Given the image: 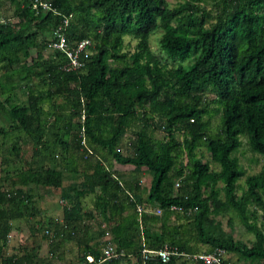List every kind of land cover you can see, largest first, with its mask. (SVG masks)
<instances>
[{
  "label": "trees",
  "instance_id": "16d2710c",
  "mask_svg": "<svg viewBox=\"0 0 264 264\" xmlns=\"http://www.w3.org/2000/svg\"><path fill=\"white\" fill-rule=\"evenodd\" d=\"M6 1L0 264H202L190 254L216 248L231 254L224 264H264V0H0V10ZM64 16L67 44L91 43L78 70H63L65 52L51 47ZM157 29L175 66L150 47ZM241 136L263 158L255 174L245 175L235 155ZM50 189L64 200L60 217L39 206ZM229 210L253 234L248 244L216 220ZM21 224L27 239L48 242V255L27 239L8 253ZM107 233L117 254L109 258ZM164 245L182 255L144 257Z\"/></svg>",
  "mask_w": 264,
  "mask_h": 264
},
{
  "label": "rangeland",
  "instance_id": "374dc122",
  "mask_svg": "<svg viewBox=\"0 0 264 264\" xmlns=\"http://www.w3.org/2000/svg\"><path fill=\"white\" fill-rule=\"evenodd\" d=\"M166 1H167L168 6L172 7V6H175L179 2H182L184 0H166ZM0 12H1V14H4L5 16H10V18L13 19V17H12L13 8L9 6V2L5 3L2 6ZM160 36H161V30L160 29L155 30L151 34V36L149 38L150 47H151L152 51L155 54H157L159 57H161L162 59L163 58L167 59L168 65L175 66L176 64L174 62H172V60L169 59L167 57V55L160 48V45H159ZM125 43L130 44V47H129L130 50L133 49V46L135 44V42L132 40H129V38H125ZM45 53H46V55H48L51 52H50V50H48V52L46 51ZM1 120H2V123L6 122V120H4L2 117H1ZM218 128H219V116H214L211 119V123H210L211 133L212 134L216 133L219 130ZM155 136L161 137L162 132L156 131ZM240 139H241V146L238 149V151L235 153V155L238 157L240 164L245 169V172H246L245 175L255 174V173L260 171L261 166L263 164V158H262V156L255 154V153L250 151L246 137L241 136ZM198 153L203 154L204 160L209 159V154L207 153V151L204 148L199 150ZM113 167L115 169L119 168V166L116 163H113ZM211 167L218 170V166L215 165L214 163H211ZM125 168L128 172H131L129 170L128 166H126ZM130 174H132V172ZM135 175H137V174H135ZM130 176L134 177L132 175H130ZM140 177H141V181H142L143 186H145V188L147 189V187L149 186L150 181H151V175L147 171L144 170L141 172ZM244 180H245V176H243L239 180V184L241 185V189H239L238 193H241L242 187L243 188L245 187ZM176 182H178V181H176ZM219 185H221V183ZM178 186L175 184V187H178ZM60 200H62V199L60 197L59 189H50L47 191V193H45L41 197V200L39 201V206L44 210L46 215L52 216V217H60L62 214V206L60 204L61 203ZM258 214L260 215V213H258ZM216 220L221 222L222 228L228 234V236L232 235V236H234L235 239L241 240L247 244L253 240V234L251 232H248L244 228L239 217L237 216V214L234 211L229 210V211L217 216ZM20 226H21L20 229H14L13 230L12 237L10 238V241H9L8 253H16L18 251V247L21 244L26 243L25 241L28 237V230L24 225L21 224ZM27 240H28L27 244H29V246L37 245L38 247H40V250H39L40 255H42V256L48 255V252H47L48 242H46L44 240H40V239H35V238L33 240V238H31V237H29ZM32 240H33V242H32ZM71 245L72 244L66 245V248L64 250V257L72 260L75 256L76 252ZM200 247L202 250L206 249L204 245H201ZM230 256H231V254L225 253L224 259L226 257L228 258ZM233 257L235 259V256H233ZM242 263L243 262H240V264H242Z\"/></svg>",
  "mask_w": 264,
  "mask_h": 264
},
{
  "label": "built area",
  "instance_id": "2783aa9c",
  "mask_svg": "<svg viewBox=\"0 0 264 264\" xmlns=\"http://www.w3.org/2000/svg\"><path fill=\"white\" fill-rule=\"evenodd\" d=\"M42 7L46 8L48 5L46 2L41 3ZM69 17L64 16L62 22L54 29V36L58 38V41H54L51 43L52 48L61 49L65 52L67 62L62 66V69L65 71H73L78 70L84 65V59L87 55V48L91 45L89 39L83 38L80 41H78L75 46H69L66 41V36L63 32L64 27L68 24ZM176 185L178 186L179 183L176 182ZM64 200H61L63 202ZM180 208L173 205L171 206V210H179ZM137 211H142L141 207L137 208ZM155 212L157 214L161 213L160 208H156ZM105 239L108 241L105 248L104 253L107 258L116 256L117 254L114 253L113 247L110 240V236L107 233L105 236ZM144 257L150 258V257H156L161 262L166 263L169 262L172 256L176 255H182V253L177 252L176 249L164 245L161 248L158 249H144L143 250ZM225 251L222 248H216L213 249L210 252H196L193 254H190V257L193 258L196 261L202 262V264H224ZM89 261H92V257H87Z\"/></svg>",
  "mask_w": 264,
  "mask_h": 264
},
{
  "label": "crops",
  "instance_id": "0c3cea01",
  "mask_svg": "<svg viewBox=\"0 0 264 264\" xmlns=\"http://www.w3.org/2000/svg\"><path fill=\"white\" fill-rule=\"evenodd\" d=\"M140 184L142 185V181H140ZM143 186V185H142Z\"/></svg>",
  "mask_w": 264,
  "mask_h": 264
},
{
  "label": "clouds",
  "instance_id": "9594fccd",
  "mask_svg": "<svg viewBox=\"0 0 264 264\" xmlns=\"http://www.w3.org/2000/svg\"><path fill=\"white\" fill-rule=\"evenodd\" d=\"M12 236L10 235V238H11Z\"/></svg>",
  "mask_w": 264,
  "mask_h": 264
}]
</instances>
